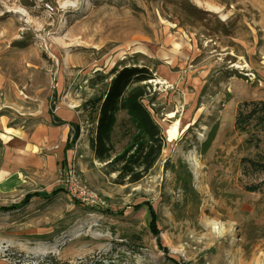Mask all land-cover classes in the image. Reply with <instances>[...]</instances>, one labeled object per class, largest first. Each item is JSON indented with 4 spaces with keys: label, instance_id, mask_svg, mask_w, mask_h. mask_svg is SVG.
I'll return each instance as SVG.
<instances>
[{
    "label": "rangeland",
    "instance_id": "obj_1",
    "mask_svg": "<svg viewBox=\"0 0 264 264\" xmlns=\"http://www.w3.org/2000/svg\"><path fill=\"white\" fill-rule=\"evenodd\" d=\"M262 16L264 0H0V207H15L0 209V264H264V189L248 190L264 128H235L264 101ZM131 66L152 76L164 146L119 185L90 142L112 71Z\"/></svg>",
    "mask_w": 264,
    "mask_h": 264
},
{
    "label": "trees",
    "instance_id": "obj_2",
    "mask_svg": "<svg viewBox=\"0 0 264 264\" xmlns=\"http://www.w3.org/2000/svg\"><path fill=\"white\" fill-rule=\"evenodd\" d=\"M183 9L196 17L204 13L186 1ZM111 76L105 94L96 102L98 115L90 144L95 159L110 168L108 172L117 173L116 184L124 185L125 180L127 183H136L153 167L164 146L161 130L143 104L147 95L145 84L152 76L148 69L136 66L114 70ZM120 113L125 116L124 131L128 134V141L119 154L111 157L115 129L120 125L123 127L119 120ZM251 125L264 128V101L245 102L239 107L235 120L236 130L246 132ZM70 126L74 128L75 140L78 128L73 123ZM258 156V160H251L249 163L264 176V152ZM261 189H264V178L258 185L248 188L250 192ZM33 196H27L20 206L27 205ZM10 208L15 207H0L1 210ZM147 210L148 227L152 233L157 234L152 211Z\"/></svg>",
    "mask_w": 264,
    "mask_h": 264
},
{
    "label": "built area",
    "instance_id": "obj_3",
    "mask_svg": "<svg viewBox=\"0 0 264 264\" xmlns=\"http://www.w3.org/2000/svg\"><path fill=\"white\" fill-rule=\"evenodd\" d=\"M68 174H70V173H68ZM65 183H66V185L68 184L69 191L71 193H73L76 198L90 199L91 202H93L95 200L93 196L87 195L86 191H82L81 189H77L76 187H74L73 186V183H72V181H70V179L69 180H66Z\"/></svg>",
    "mask_w": 264,
    "mask_h": 264
},
{
    "label": "crops",
    "instance_id": "obj_4",
    "mask_svg": "<svg viewBox=\"0 0 264 264\" xmlns=\"http://www.w3.org/2000/svg\"><path fill=\"white\" fill-rule=\"evenodd\" d=\"M212 8H215V6H211ZM262 20H264V16H262V18H261ZM6 128V127H5Z\"/></svg>",
    "mask_w": 264,
    "mask_h": 264
}]
</instances>
